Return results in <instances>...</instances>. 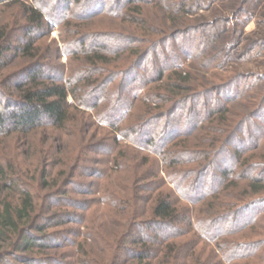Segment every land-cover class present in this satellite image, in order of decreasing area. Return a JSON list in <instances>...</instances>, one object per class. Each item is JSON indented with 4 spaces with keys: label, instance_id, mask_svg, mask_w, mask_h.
Listing matches in <instances>:
<instances>
[{
    "label": "trees",
    "instance_id": "1",
    "mask_svg": "<svg viewBox=\"0 0 264 264\" xmlns=\"http://www.w3.org/2000/svg\"><path fill=\"white\" fill-rule=\"evenodd\" d=\"M169 1L175 8L127 0L113 12L111 0H0V264H264V75L222 78L210 71L245 51L239 52L236 28L224 40L229 19L192 17L217 0ZM250 1L234 0L231 13L242 17L264 0ZM96 22L107 29L96 31ZM56 28L61 49L46 40ZM97 39L102 43L90 44ZM154 53L158 65L145 67L146 80L138 83L133 66H146ZM185 57L193 58L188 70L181 66ZM206 101L210 109H196ZM239 106L255 112H238L237 123L232 115ZM180 107L186 111L174 117ZM90 125L108 129L103 138L120 147L114 158L119 169L133 174L127 156L133 148L162 157L175 190L146 172L118 184V177L108 181L106 170L82 165V155L96 145ZM249 126L254 134L242 146L238 134ZM68 132L80 135L79 155L66 151ZM116 134L133 147L118 143ZM35 137L44 156L32 166L25 161L34 156ZM53 149L62 167L55 175ZM215 162L232 166L217 167L215 177ZM79 168L97 181L75 182ZM211 178L208 194L195 189L194 179L205 185ZM70 188L77 195L101 191L105 207L92 211L94 204L73 197ZM141 190L156 191L142 198L144 205ZM101 214L113 223L127 220L125 230L107 233L97 223ZM80 235L86 238L76 241ZM62 238L69 245H60Z\"/></svg>",
    "mask_w": 264,
    "mask_h": 264
},
{
    "label": "rangeland",
    "instance_id": "2",
    "mask_svg": "<svg viewBox=\"0 0 264 264\" xmlns=\"http://www.w3.org/2000/svg\"><path fill=\"white\" fill-rule=\"evenodd\" d=\"M111 1L112 2L110 3V5H111L110 8H112L113 12L115 11V9L117 10L120 7L125 6L127 3V0H120L121 6H118L117 3L114 2L115 0H111ZM157 1H162V3H165V5H170L171 9L175 6V4L170 3L169 0H152V2H154V3ZM233 1L234 0H217L213 3H211L208 8L206 7L205 9L199 10V12L192 15V17L193 18L196 17L195 20H197L198 19L197 17H199V19H201V20L212 21V20L216 19V17L222 15L226 19H229L228 24H229V27H231V32H230V34L229 33L227 34V32H226V34L224 35V37H225L224 40H226L228 36H230V37L234 36L233 30L235 28L237 29V30L235 29L237 31V33L240 34V32H241L240 39L242 41L241 42L242 44L240 45L241 48H239L240 49L239 52H241V50L242 51L245 50L243 53L241 52L242 55L238 56L237 55L238 53H236V54H234V57L232 59H230V61L225 66H221L219 68H215V69L210 70V71H213V72L217 71L218 73H221L223 76L222 78H224V77L228 78L231 74L238 73V74H241L244 76L255 75L256 78L259 79L261 76L264 75V1L261 2L260 4L256 5V6H253V8L251 7V10L250 9L247 10V13L243 14L242 17L235 16V14L231 13L230 4ZM29 2H32V0H29ZM252 2L250 1V3H252ZM102 20L104 21V18H96L95 21H102ZM152 20H153V18H152ZM106 21L109 22V19H105V22ZM105 22H103V23H105ZM103 23L96 22V24H94L95 25L94 28L96 29V31L97 30L102 31L104 29H107V26H105V24H103ZM232 32H233V34H232ZM185 33H188V32L185 31L184 34ZM168 34L170 36H172L173 33H170L168 31ZM203 34H205V33H203ZM185 35H189V37H193V36H191L192 34L190 32L188 34H185ZM46 40H47L48 44H51L52 40H56L58 47H60V49L62 48V43L60 42V30L58 28H56L51 33V36L49 38H46ZM250 40L254 41V44L252 43L253 48H255L253 51L249 50L250 46L252 45V44H250V42H251ZM91 43L100 44V43H102V40H100V39L93 40V42L91 41L90 44ZM108 43L110 44L109 47L111 49H113L114 51L117 50V48L119 47L115 43V41L111 40L110 38H109ZM173 44H176V43L175 42L171 43V46H173ZM144 51H146V50L143 49V52ZM166 52L167 51L162 50V53L166 54ZM197 53H198V51L195 50V54H197ZM52 54H54V53H52ZM125 54H127V53H125ZM52 57L56 58L54 55H52ZM183 59L184 60L182 61V65H181L182 68H185L186 70L190 69L191 65L193 63V58L192 57H188V58L185 57ZM58 60H59L58 58L56 60H54V63H56V61H58ZM139 60H141V58L137 59L136 62H138ZM67 62H68L67 55L62 54L61 55V63L66 64ZM153 63L157 64V65L159 63V58H157L156 53L150 54L149 62L146 66L145 65H143L141 67L137 66L138 63L135 66H133V68L134 67L136 68V72L139 75V77H138L139 82L138 83H142L146 80L145 74H144V68L149 67ZM124 65H125V63H124ZM126 65H128V64H126ZM205 77H206V79H208L212 82L213 81L214 82L219 81L218 78L216 79V78L212 77L211 75L210 76L207 75ZM121 81L124 85L123 87H125V89H127V85L125 83V80H121ZM263 83H264V79L261 82L262 85L261 84L260 85L263 86ZM70 100H72L71 97H70ZM210 106H211V102L206 101V102L202 103L201 105H196V109L208 110L211 108ZM234 110H235V113L237 114V115L236 114L232 115V118L235 122H237L239 120V116H240L239 113H244V112L250 111L249 114H250V116H252V113L255 112L253 110L247 109L246 107L243 108L240 106L235 107ZM182 111L185 112L186 110H183V108H181V107L178 108L177 110H175V112H174L175 114H173L174 117ZM173 115L171 117H173ZM252 122L255 123L256 125L259 123H262L261 120H257V119H255V120L253 119ZM99 127L100 126H97V125H90V135L95 136L93 138L94 139L93 142H96V145H94L93 148H91L89 151L87 150L86 153L82 155L81 159H83V157H85L84 158L85 163L83 162L82 165H86V166L88 165L89 168H91L92 170L96 169V170H94L95 172L98 169L106 170L107 175H109V177H106L108 179V181H112V180L114 181L115 178L118 177V178H116L115 182H117V183L121 182L120 184H122V181H123V184H124V182L131 184L134 182V174L137 175V174H142L143 172H146L147 176L149 178L154 179L156 182L160 183L159 179L162 178L165 182V185H166L164 189L175 190L173 188L172 184L170 182H168V176L166 174V168H165L164 164H162V161H163L162 157H160V156L156 157V156L152 155L150 153V151H146V150L141 151L139 149L135 150L134 148L133 149L131 148L132 150H130V152H127L128 154L127 153L126 154H127V156H129V159H131L128 162H130V164H131L130 167L133 170V174L128 170L121 169V168L119 169V167L116 166V164H115L114 158L118 152L120 153V147L118 146V147H115V149H114V147H113L114 144H113V142H111V138H109V139L103 138L104 135L106 134V132L108 131V129L105 130V129L99 128ZM250 128L251 127L249 126L247 133H245V131H242L238 134V140L242 141V143H243V145L240 144V146L241 145L244 146L247 143L246 142L247 138L251 139V136H253L254 133L252 132V130L254 131V129L252 128L250 130ZM162 129L163 128H160L159 131H157V133L161 132ZM200 134L201 133H198V136ZM78 136H80V135H76L75 133H71V132H68L67 134L64 135V137H63L64 144L70 146V150L67 149L66 150L67 152H70L71 154L74 153V155L75 154L79 155L78 145L80 144V142H79L80 138ZM82 136L83 135L81 134V138H82ZM198 136H196V137H198ZM116 137H118V139H117L118 143H123V145H129V146L133 147L132 143L130 141H128V139H122L119 134H116ZM177 137L178 136L176 134V135H174V137L171 140L175 141L177 139ZM35 138L36 139H33V138L31 139V141L34 143L33 145H35L34 146L35 153H34V156H32V158H27V161H25L27 163V165L35 166L40 161L41 157L44 156L42 154H39L38 150L36 149V148H38V149L43 148L42 144L40 143L41 138L40 137H35ZM191 139H192L191 140L192 142H195V143L197 142L196 139H194V138H191ZM222 139H223V136H222ZM104 141H106L105 142L106 144L103 147L102 145H103ZM226 142H227V140L223 139V142H222L223 146H224V144H226ZM11 148L13 150V147H11ZM25 149H27V146ZM112 150L114 151V153H112L113 152ZM17 152L20 153V151H17ZM260 152L264 153V150H261ZM50 155H51V158L49 159V161L54 164L52 172L55 175L62 169V167L59 165L57 166L55 164V161L59 156L58 153H56L55 149L50 151ZM24 157L26 158V155H24ZM164 163L166 164L165 160H164ZM69 165H72V162H69ZM221 165H225L224 166L225 168L232 166L230 163L220 164V162H219V164H218L215 162V167H212V171H213L215 177H217V176L219 177V173L216 169H217V167L221 168ZM166 166H167V164H166ZM193 166L194 167L198 166V163L193 164V165L192 164L188 165L187 167L189 168V167H193ZM168 169H169V167H168ZM69 178H70V176L67 179H65V181H63V186L67 184V181ZM209 180H210V182L205 184V185H203V183L201 181H198L197 179H194V182H193L195 189H197L198 191H201L204 196L209 193V191L211 190V188H213V185H214V183L212 181L213 179L211 178ZM74 181L75 182L88 183V182L97 181V178H95L94 176L83 175V170L81 168H79V170L77 172V176H76ZM145 184H147V183H145ZM182 189L185 193H187V191H186L187 189L185 187L184 188L182 187ZM168 190H167V193H169ZM68 191H70V195H72L73 197H79L80 199H85V200L91 201L90 205L94 204V206L92 208V211L94 210V212L99 211L100 209H103L105 207V205L103 204L105 197L101 191L98 192L97 190H94L93 192H87L88 194L82 193L80 195L75 194L71 188ZM155 192L156 191L150 192V191L141 190V194H140L141 199H139L140 202L138 201L139 205L143 204L142 198H143V201H144V198L149 199V195L153 198L155 196ZM174 194H175V197L178 196L177 192H174ZM173 199L176 200L174 197H173ZM146 205L147 204L145 202V206ZM101 215L103 218L101 220L97 219V223H101V226H103V228L105 229V231L107 233H110L111 231L113 232L114 230H117V231L125 230L126 224L128 223L127 220H119L115 216L117 220H114L116 222L113 223L110 220L109 221L106 220L104 218L105 215H103V214H101ZM135 218L139 219L138 215H136ZM108 219H109V217H108ZM113 219H114V214H113ZM102 221L103 222L105 221L104 225L102 224ZM117 223H119L118 224L119 226H116ZM68 227H72V229L73 228L76 229L77 226H75V224H74V226L70 225ZM82 230L85 231V228H83ZM82 230H81V232H82ZM84 238H86V237L80 235L79 237L76 236L75 240L81 241ZM87 241L89 242L90 245L94 244L93 241L90 240L89 238ZM59 243H60V245H69L67 243V241H65L63 238L59 240ZM202 246L203 245H199V248L200 247L202 248ZM66 247H68V246H66Z\"/></svg>",
    "mask_w": 264,
    "mask_h": 264
}]
</instances>
